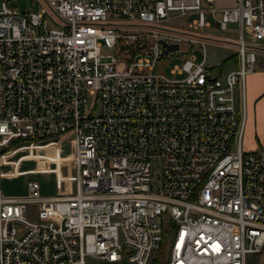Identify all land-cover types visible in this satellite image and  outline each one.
Masks as SVG:
<instances>
[{
    "label": "built area",
    "instance_id": "built-area-1",
    "mask_svg": "<svg viewBox=\"0 0 264 264\" xmlns=\"http://www.w3.org/2000/svg\"><path fill=\"white\" fill-rule=\"evenodd\" d=\"M46 2L56 25L42 8L0 2V178L10 140L68 139L73 186L55 194L33 178L22 192L0 186V264H85L87 254L152 264L163 215L172 232L155 264H247L246 253L264 249V148L241 145L264 0ZM180 14L194 17L166 22ZM208 15L219 28L236 22V35L196 31ZM230 38L233 65H206L204 39ZM181 40L198 42L201 57L185 48L170 68L181 76L156 70Z\"/></svg>",
    "mask_w": 264,
    "mask_h": 264
},
{
    "label": "rangeland",
    "instance_id": "rangeland-1",
    "mask_svg": "<svg viewBox=\"0 0 264 264\" xmlns=\"http://www.w3.org/2000/svg\"><path fill=\"white\" fill-rule=\"evenodd\" d=\"M5 1L9 6L20 9L22 12L41 10L43 9V17L47 22V26L56 25L58 18L52 11L51 7L47 4L46 0H0ZM217 5L231 4L234 0H216ZM194 14H180L179 16H173L171 19L166 21L168 24H179L180 22H190ZM206 20L209 21L207 26L202 28H196L195 30L205 35H213L216 38H223L225 35L231 37L236 35V22L227 21L223 28L217 27L214 19L211 16H207ZM189 30V27H183ZM231 39V38H230ZM151 40L149 38L141 39V43L146 45ZM233 39L227 43L220 44L219 42L211 39H204L203 44L205 45V64L210 66L217 63L224 64V66L231 65L233 59L227 58L229 53H234L235 46L232 44ZM134 41H130L133 43ZM187 49L192 53L193 59L198 60L201 57V46L198 42H189L185 40L180 41V49L173 53H166L165 55L159 56L156 60L154 68L161 71L164 75L168 76H181L179 74H173L170 68L174 64H179L181 59L187 56ZM102 50L108 51L109 49L113 52L120 54V51L116 47H101ZM123 54L126 55V51L122 50ZM126 52V53H125ZM229 59V60H228ZM226 61V63H225ZM122 66L125 65V61L118 62ZM225 68V67H224ZM65 144L63 146H56L55 142L39 143L32 146L24 145L26 140L17 141L15 139L10 140L9 147L10 152L5 153L4 162L2 168H8L12 174L9 177L3 176L0 178V186L3 192H21L25 190V180L33 178L39 182V190L45 194H55L62 190H69L73 184L71 179L72 166L70 164V158L68 154L71 152L70 140H63ZM161 223L166 226V243H169V235L172 232V223L163 215ZM171 236V235H170ZM164 241V242H165ZM164 247V244H163ZM163 247L159 251L153 253V257L157 258V261L161 260L164 256ZM248 257L247 264H264V250L260 253H246ZM85 264H139L134 259L122 258L119 260L111 261L105 258H97L91 255H86L84 258Z\"/></svg>",
    "mask_w": 264,
    "mask_h": 264
},
{
    "label": "crops",
    "instance_id": "crops-1",
    "mask_svg": "<svg viewBox=\"0 0 264 264\" xmlns=\"http://www.w3.org/2000/svg\"><path fill=\"white\" fill-rule=\"evenodd\" d=\"M225 57L230 58L231 60L233 59V62L231 63V65L224 66V64H221V66L223 68L232 66L234 63V56L231 57L229 53ZM260 57H264V51L258 53V59ZM243 87L245 105L243 115L244 121L241 130V145H243L245 148H264V65L257 64L254 70L245 74ZM53 142L60 144V146H63V144H65L63 141L59 143V140H54ZM3 171L4 173L2 177L15 175L12 174V172L9 171L8 168H4ZM72 186L73 184L71 185V187ZM247 260L248 257L246 256V261ZM247 263L249 262L247 261Z\"/></svg>",
    "mask_w": 264,
    "mask_h": 264
},
{
    "label": "trees",
    "instance_id": "trees-1",
    "mask_svg": "<svg viewBox=\"0 0 264 264\" xmlns=\"http://www.w3.org/2000/svg\"><path fill=\"white\" fill-rule=\"evenodd\" d=\"M230 56L233 57V56H234V53H230ZM165 238H166V235H165V233H163V236H162V239H161L160 242H159V246H158L157 251H159L160 248L163 247V244H164ZM157 251H156V252H157ZM156 261H157V258H156V257H153V262H152V264H155Z\"/></svg>",
    "mask_w": 264,
    "mask_h": 264
},
{
    "label": "water",
    "instance_id": "water-1",
    "mask_svg": "<svg viewBox=\"0 0 264 264\" xmlns=\"http://www.w3.org/2000/svg\"><path fill=\"white\" fill-rule=\"evenodd\" d=\"M161 42H162V40H161ZM168 46H170L171 48H176L177 47L176 43H170V44H168ZM166 50H167V47L166 48H163L162 49V52H166ZM257 64L258 65H264V57H260L257 60Z\"/></svg>",
    "mask_w": 264,
    "mask_h": 264
},
{
    "label": "bare ground",
    "instance_id": "bare-ground-1",
    "mask_svg": "<svg viewBox=\"0 0 264 264\" xmlns=\"http://www.w3.org/2000/svg\"><path fill=\"white\" fill-rule=\"evenodd\" d=\"M4 162V161H3Z\"/></svg>",
    "mask_w": 264,
    "mask_h": 264
}]
</instances>
